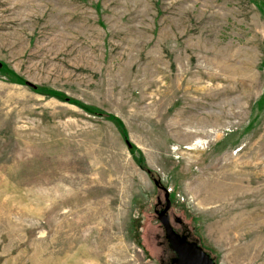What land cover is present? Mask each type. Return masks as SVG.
Listing matches in <instances>:
<instances>
[{"label":"rangeland","instance_id":"1","mask_svg":"<svg viewBox=\"0 0 264 264\" xmlns=\"http://www.w3.org/2000/svg\"><path fill=\"white\" fill-rule=\"evenodd\" d=\"M161 186L264 264V0H0V264H162Z\"/></svg>","mask_w":264,"mask_h":264},{"label":"water","instance_id":"2","mask_svg":"<svg viewBox=\"0 0 264 264\" xmlns=\"http://www.w3.org/2000/svg\"><path fill=\"white\" fill-rule=\"evenodd\" d=\"M130 145V144H129ZM155 184L159 186L161 183L159 180H154ZM165 191V204L162 209H155L158 220L160 221L165 237L171 247V250L175 253L173 258L174 264H216L210 253L200 246L197 241H190L185 234L179 233L170 221L169 210L171 208V199L169 190L166 187L161 186ZM163 203L158 198L157 205Z\"/></svg>","mask_w":264,"mask_h":264},{"label":"flooded vegetation","instance_id":"3","mask_svg":"<svg viewBox=\"0 0 264 264\" xmlns=\"http://www.w3.org/2000/svg\"><path fill=\"white\" fill-rule=\"evenodd\" d=\"M163 208V203H160L157 205V209H162ZM181 234H184V233H181ZM186 235V234H185ZM188 239H189V236L187 235ZM166 239V237H165ZM166 242L167 239H166ZM163 244V243H162ZM163 246V245H162ZM175 257V253L168 247H164V250H163V257L161 258V262L162 264H174L173 263V258ZM168 259H171V261H168ZM170 262V263H169Z\"/></svg>","mask_w":264,"mask_h":264}]
</instances>
